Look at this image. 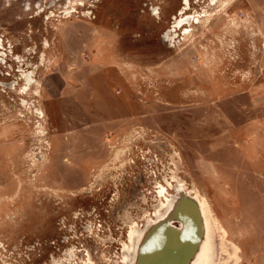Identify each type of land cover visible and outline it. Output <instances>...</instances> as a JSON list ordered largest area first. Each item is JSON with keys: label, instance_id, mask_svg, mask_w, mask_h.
I'll return each mask as SVG.
<instances>
[{"label": "rangeland", "instance_id": "rangeland-1", "mask_svg": "<svg viewBox=\"0 0 264 264\" xmlns=\"http://www.w3.org/2000/svg\"><path fill=\"white\" fill-rule=\"evenodd\" d=\"M181 184L264 264V0H0V264H125Z\"/></svg>", "mask_w": 264, "mask_h": 264}, {"label": "bare ground", "instance_id": "bare-ground-1", "mask_svg": "<svg viewBox=\"0 0 264 264\" xmlns=\"http://www.w3.org/2000/svg\"><path fill=\"white\" fill-rule=\"evenodd\" d=\"M188 2L189 0H185V4ZM32 74L33 73H27L25 75L28 84L31 83L35 76ZM165 189L166 188L162 185L160 191L163 192ZM176 189H178L179 194H173L171 197L166 195L167 192L164 193L166 199L162 201L155 217L149 219V223L146 227L140 228L138 227L139 225L137 226L136 224L131 226L129 233L130 244L126 246L129 260L126 259L127 261L125 260V264H140L142 249L149 247V245L155 241L152 239H155L156 235L161 231V227H158L159 224L167 221L172 227L178 229L182 227L184 219H182L180 212H178V207L183 196H188L193 199L199 208L203 226L202 237L186 263L184 262L185 260L181 258L180 254L181 251H184L182 250L183 248H178L179 246L175 244L171 238H167L168 240L162 241V244L160 245V250L156 256V264H173L174 260H181L180 264H211L214 252L213 230L217 223V219L212 216L210 206L206 200L201 199L197 194H192V191H189L184 184L178 185ZM154 227L156 228L155 232L153 231L155 229ZM149 228L150 232L148 231Z\"/></svg>", "mask_w": 264, "mask_h": 264}, {"label": "water", "instance_id": "water-1", "mask_svg": "<svg viewBox=\"0 0 264 264\" xmlns=\"http://www.w3.org/2000/svg\"><path fill=\"white\" fill-rule=\"evenodd\" d=\"M178 212H180L182 219H184L182 227L180 229L172 227L167 221L159 224L158 227H161V231L156 235L155 239H152L155 241L149 247L142 249L140 264H156V256L160 250V245L162 241L168 240L167 238H171L179 246L178 248H183L182 250L184 251H181L180 254L185 263L191 257L192 252L202 237L203 226L200 211L193 199L183 196L178 207ZM155 230L156 228L153 231L155 232ZM180 261L174 260L173 264H180Z\"/></svg>", "mask_w": 264, "mask_h": 264}]
</instances>
